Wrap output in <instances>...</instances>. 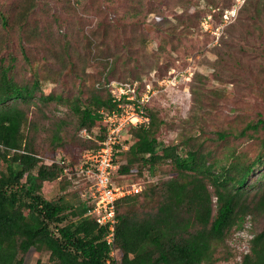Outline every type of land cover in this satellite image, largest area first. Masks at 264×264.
Instances as JSON below:
<instances>
[{
    "label": "rangeland",
    "instance_id": "rangeland-1",
    "mask_svg": "<svg viewBox=\"0 0 264 264\" xmlns=\"http://www.w3.org/2000/svg\"><path fill=\"white\" fill-rule=\"evenodd\" d=\"M20 1L0 0V11L9 9V18L14 20L13 8L21 6ZM154 7L156 10L150 12L147 9ZM134 8L138 11L132 15ZM24 25V31L36 33V41L27 43L19 31L4 32L0 27L8 52L17 57L15 78L27 80L32 70L37 69L43 94L68 97L67 102L32 100L23 106L26 125L22 129L42 162L61 157L75 166L86 150L94 148L97 127L87 130L89 137L81 134L76 127L77 117L69 106L75 96L84 100L94 82L107 79L134 82L141 87L144 84L142 88L154 92L148 109L161 120L155 136L163 144H178L192 136L189 144L202 143L208 148L213 142L207 138H213L214 130L231 126L234 132L259 113L264 118V0H35ZM91 32L96 34V41L88 51L84 42ZM60 40L71 44L72 66L67 64L58 73V62L46 61L41 68V56L58 54ZM99 40L107 44L110 52L97 55L105 48L104 44L95 46ZM18 43L28 55L27 65L18 51ZM75 53L88 56L87 64L74 57ZM49 63L57 72L56 80L50 79L53 71L44 68ZM56 126L59 141H52ZM255 135L262 137V130ZM122 136L121 145L128 146L132 142L128 131ZM257 138L241 137L233 141L238 150L252 158L257 151ZM53 145L58 147L54 150ZM126 150L115 154V182L137 181L143 189L173 175L167 162L156 163L150 173L147 166L139 168L137 164L128 174L116 171L127 158ZM63 180L47 185L45 198L61 197L75 204L78 198L87 196V184L79 177L74 175L69 183ZM86 202L90 204L87 199ZM263 223L262 217L251 220V215H246L240 227L231 229L214 248L213 264L238 262L240 254L247 250L248 238ZM36 261L47 264L48 252L30 248L23 255L22 264Z\"/></svg>",
    "mask_w": 264,
    "mask_h": 264
},
{
    "label": "trees",
    "instance_id": "trees-1",
    "mask_svg": "<svg viewBox=\"0 0 264 264\" xmlns=\"http://www.w3.org/2000/svg\"><path fill=\"white\" fill-rule=\"evenodd\" d=\"M19 4L21 6L13 8L14 20L9 18V9L0 11V27L4 32L8 29L19 31L22 40L31 43L36 41V33L23 28L35 0H21ZM147 9L150 12L156 7ZM134 11L138 9H132V15L136 14ZM95 37L92 32L86 35L84 47L88 51ZM58 43V54L41 56V68L46 61L58 62V73L65 65L72 66L74 53L70 51V42L60 40ZM7 44L1 35L0 264H22L23 255L30 248L46 250L47 264H213L214 248L231 229L240 227L246 215H251V220L255 216L264 218V118L261 113L234 132L231 126L214 130L213 138H207L213 142L208 148L202 143L189 144L192 136L178 144H163L155 136L161 120L148 109V102L145 109L150 117L149 124L146 128H127L132 142L124 152L126 160L116 171L128 174L137 164L139 168L147 166L150 173L156 163L167 162L173 175L144 187L140 193L115 201L113 246L117 255L112 257L111 247L105 241L106 227L98 226L93 218L85 215L88 209L85 197L73 204L61 197L53 200L44 196V189L55 180L62 178L70 182L74 177V164L42 162L22 129L26 125L23 106L32 100L67 102L68 97L51 92L43 94L37 69L32 70L27 80L18 81L13 71L17 57L8 52ZM103 44L104 41L99 40L95 46ZM104 45L97 55L110 52L107 44ZM17 47L27 65L28 55L19 43ZM3 49L7 51L4 56L1 55ZM75 55L87 64L88 56ZM46 67L53 71L51 63ZM56 73L53 71L50 79L55 78ZM107 81L94 82L84 100L75 96L70 101L69 108L77 117V129L90 131L92 126L97 127L93 150L99 147L105 133L99 111L115 107L108 88L104 87ZM258 130L263 132L260 138L255 135ZM241 137L257 138V151L252 158L234 145L233 140ZM51 138L59 141L58 126ZM57 147L53 145L54 150ZM216 147L220 151L215 152ZM240 255L235 264H264V223L252 233L247 240V250Z\"/></svg>",
    "mask_w": 264,
    "mask_h": 264
},
{
    "label": "built area",
    "instance_id": "built-area-1",
    "mask_svg": "<svg viewBox=\"0 0 264 264\" xmlns=\"http://www.w3.org/2000/svg\"><path fill=\"white\" fill-rule=\"evenodd\" d=\"M104 87L108 88L115 104L110 110L99 111L105 124L104 138L99 142L98 148L86 150L82 154L80 161L73 168V173L87 184L85 198L90 204L85 215L93 218L98 226L106 227L105 241L111 247L110 255L115 257L117 254V249L113 246L115 201L125 195L139 193L141 186L134 182L117 183L113 180L114 158L118 150L127 148L121 145V141L128 127L148 126L150 117L145 108L154 92L148 87L138 88L134 82L107 81ZM80 133L89 137L84 128ZM52 162L64 166L67 160L57 157L45 161L47 164ZM63 172H67L66 167H63Z\"/></svg>",
    "mask_w": 264,
    "mask_h": 264
},
{
    "label": "clouds",
    "instance_id": "clouds-1",
    "mask_svg": "<svg viewBox=\"0 0 264 264\" xmlns=\"http://www.w3.org/2000/svg\"><path fill=\"white\" fill-rule=\"evenodd\" d=\"M128 145H129V144H128ZM127 147H128V146H127ZM126 149H127V148H126ZM124 150H125V149H124ZM45 161H46V160H44V163H45ZM52 163H53V162H52ZM46 164H47V163H46ZM50 164H51V163H50ZM134 183H136V182H134ZM141 190H142V188H141ZM140 192H141V191H140ZM140 192H139V193H140ZM135 194H137V193H135ZM251 236H252V234L250 235V237H249L248 239H250ZM116 255H117V254H116Z\"/></svg>",
    "mask_w": 264,
    "mask_h": 264
}]
</instances>
